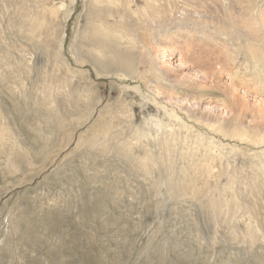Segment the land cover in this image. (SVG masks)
<instances>
[{
    "label": "rangeland",
    "instance_id": "1",
    "mask_svg": "<svg viewBox=\"0 0 264 264\" xmlns=\"http://www.w3.org/2000/svg\"><path fill=\"white\" fill-rule=\"evenodd\" d=\"M183 1L121 40L134 80L76 61L86 0H0V264H264V0Z\"/></svg>",
    "mask_w": 264,
    "mask_h": 264
},
{
    "label": "bare ground",
    "instance_id": "2",
    "mask_svg": "<svg viewBox=\"0 0 264 264\" xmlns=\"http://www.w3.org/2000/svg\"><path fill=\"white\" fill-rule=\"evenodd\" d=\"M55 1L56 0H50L49 5H48L49 6L48 9H49V12L51 14H54L55 10L57 9V5H59V6L61 5ZM136 1L142 2V4H143L142 11L137 9L138 5H136ZM169 1L170 0H165V3H169ZM241 1L242 0H240V2ZM243 1L245 2V0H243ZM243 1H242V3H240V8L246 4V3L243 4ZM253 1H255L254 5L258 4L260 2V0H253ZM74 2H75V0H68L67 7H66V9L64 8L65 9L64 17L60 20V25H63L66 22V20L68 19V17L70 16L71 11L73 10ZM248 3L246 5H248ZM153 4H158L157 0H125V1L124 0H86L85 10H84L85 11L84 12V21H85L84 27H82V30L81 29L79 30L78 34L76 35L73 46H72V54L75 56L76 61L79 64L81 61L82 65H85V64H83L84 62L81 59V57H82L86 63L92 65L93 68L101 76H103L105 78L122 79V77L123 78L128 77V78L134 79V80L141 79V77L136 73V70L133 68L132 58L129 57L128 55L124 54L123 51L121 49H119V45L122 44L121 40H125L128 47L135 48V45L137 44L136 42H138L137 41L138 38H136V37H137V32H138L137 30H138V22H139V13H141V12L146 13V10L153 9ZM183 4H185L188 8V7L195 5V0H184ZM249 4H251V3H249ZM159 7H160V5H159ZM253 7L251 8V6L249 5L248 9L253 10ZM167 9H168V6L166 7L165 12H161V15H165ZM125 10L128 13L125 12ZM255 10H256V8H255ZM231 11H233V10H231ZM196 13L197 12H195V14ZM255 15H253V16H255ZM131 17H132V19L134 17V20L137 19V23L135 21H133V22L129 21V19ZM249 17H251V16H249ZM255 17H258L257 19H259V21L261 19L263 21L264 20V8H262V10L259 11V16L256 15ZM150 20L152 22H154V21L157 22L158 23L157 27H161V25L164 23V21L160 18V14L157 15L155 17V19H150ZM29 24H31V28L29 29V31L30 32H36L37 31L36 27H38V19L33 18ZM61 30H63V28ZM180 34H182V33H180ZM182 35L184 36V34H182ZM179 36H181V35H179ZM189 36H191V35H189ZM191 37H193V36H191ZM189 46H191V45H189ZM81 51H83L86 55H83L81 53ZM200 51H202V50L200 49L198 52H200ZM187 52H188L187 48L185 50H183V52H181V55L183 54L184 59L186 57L185 55H187ZM209 52H207V53H209ZM189 53H190V51H189ZM200 53H202V52H200ZM207 53L205 54L206 56L210 55V54L207 55ZM190 54H192V53H190ZM191 57H193V56H191ZM208 57L211 58L210 56H208ZM224 57H226V56H224ZM228 57H230V56L228 55ZM202 58H204V57H202ZM202 58H201V56L198 57L200 62H201ZM169 59L172 60L173 58L172 59L169 58ZM225 60H226V62H228V59H224V61ZM230 62H232V61H230ZM224 66L225 65H223V66L221 65V68L222 67L224 68ZM180 67H181V70L176 75V77H183L184 75H186V68H188V67H186L185 65H181ZM216 67H218V66H216ZM234 67H235V65H234ZM212 70H213V67L211 69H209V71H211V72H212ZM235 76H236V74H235ZM233 81H235V80L233 79ZM233 81L231 83H234ZM233 85H235V84H233ZM238 86H235V87H238ZM237 94L238 93L235 92V90L234 91L231 90L229 92L231 100H230V103H226V107L230 110H235L236 112L244 111L247 109L246 101L241 99L239 102L238 101L239 96ZM254 103H256V104L259 103V105H260L259 107L256 108L255 112L258 114L263 113L264 112V100H257ZM223 105H225V104H223ZM168 117L174 119V121L177 119V116L174 113H170L168 115ZM158 131H159V129H158ZM141 136L142 137L145 136V131L143 129H142ZM173 139H175V137L172 133H170L168 136L166 135L162 138L159 137V140L162 141V144H165L166 146H169V144L171 143V141ZM256 139H259V138H256ZM146 153L150 157L151 153L149 151H146ZM220 158H221V155L220 154L218 155L215 152H212V153L206 152V153L202 154L201 160L199 161V163H200L199 167L200 168L198 169L200 171V174L205 175V174L210 173L212 171V168L214 167L213 164L218 162L220 160ZM155 159H156V157L153 156V160H155ZM159 159H160V161H163V157L160 156ZM167 162H168V159L166 156L165 163H167ZM262 169L264 171V166H262Z\"/></svg>",
    "mask_w": 264,
    "mask_h": 264
}]
</instances>
